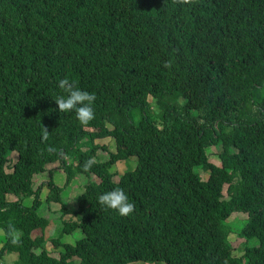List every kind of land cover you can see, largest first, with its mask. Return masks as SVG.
<instances>
[{
  "label": "trees",
  "instance_id": "trees-1",
  "mask_svg": "<svg viewBox=\"0 0 264 264\" xmlns=\"http://www.w3.org/2000/svg\"><path fill=\"white\" fill-rule=\"evenodd\" d=\"M64 77L95 93L88 125L59 112ZM107 135L114 150L93 143ZM53 162L65 183L86 177L73 209L51 176L34 184ZM43 187L60 203L55 253L37 210ZM117 187L130 216L98 202ZM235 210L246 213L239 255L225 220ZM0 226V254L16 251L17 264H264V0H0Z\"/></svg>",
  "mask_w": 264,
  "mask_h": 264
},
{
  "label": "rangeland",
  "instance_id": "rangeland-1",
  "mask_svg": "<svg viewBox=\"0 0 264 264\" xmlns=\"http://www.w3.org/2000/svg\"><path fill=\"white\" fill-rule=\"evenodd\" d=\"M93 143H105L109 146L108 148H110L111 150H114V140L111 136L107 135V136L95 137L93 140ZM89 146H90V143L85 140L82 148H87ZM219 149H220L219 145L211 146L208 149L210 159L217 164H219V159L217 157V153ZM97 152H98V155H100L101 157H104L106 155L101 149H98ZM15 158H16V151L13 150L9 154V160L7 163L10 165ZM135 164H136V156L131 155L125 159H120L116 161L112 165L111 170L117 171V174L115 175L117 176L118 173L123 172L125 169L129 167L131 168L134 167ZM195 170L198 171L203 178L207 174V171L202 170L200 166H196ZM49 176L52 177V179L54 180L56 184L63 185L62 190H61V196H62L61 198L66 206L73 209L76 205L75 196L84 188L83 185L86 179L85 175L76 174L75 177H73L68 183H65L66 174L64 170L60 168L59 166H57L56 162H53L49 164L47 166V169H45L44 171L34 174V180H35L34 184L36 185L40 180H45L49 178ZM47 193H48L47 188L43 187L40 193L41 204L37 210L41 214L49 218V223L44 229V235L46 239L45 245L49 252L55 253L59 247H54V244L52 240H50V237L52 236L55 237L60 234V229L62 226V220L59 216L60 215V210H59L60 203L56 201H50L49 203L46 202L45 196L47 195ZM7 197L9 199H15V195L12 193H7ZM32 198L33 196L32 194H30L27 196H23L21 199L24 204L29 205L32 202ZM70 217H71V213H67L64 215V218H70ZM245 217H246V213L235 210L225 219L227 225H229V228H230L228 238L231 243V246L233 247L232 249L233 254L235 255H239L242 252L241 246H242L243 238L239 236L236 231L241 226ZM80 235H81L80 231H72L69 234L62 233V236L60 239L62 241L73 242L74 239ZM4 236H5L4 229L0 226V248L3 244ZM17 259H18L17 252L13 250L4 251L0 254V264H17ZM127 264H165V261L159 260V261L149 262V261L138 259V260L130 261Z\"/></svg>",
  "mask_w": 264,
  "mask_h": 264
},
{
  "label": "clouds",
  "instance_id": "clouds-1",
  "mask_svg": "<svg viewBox=\"0 0 264 264\" xmlns=\"http://www.w3.org/2000/svg\"><path fill=\"white\" fill-rule=\"evenodd\" d=\"M197 2L198 0H173V3L188 6H192ZM165 67H170V63H165ZM58 87L63 91V93L66 94L59 95L55 98L59 112L71 113L74 111L76 118L81 123V125H88L92 120L95 119V93L80 89L77 86V82L70 80L68 77L60 79L58 81ZM48 138L49 130L44 126L42 128L41 135L42 142H46ZM46 150L50 154L56 151V149L52 146H47ZM95 163L96 161L92 158L86 160L83 164L84 171H89L95 165ZM98 202L108 209L117 211L121 216H130L135 211V204L130 202L128 195L122 188L119 187L100 194L98 197ZM10 231L15 232L16 234L13 243H19V238L22 233L11 226Z\"/></svg>",
  "mask_w": 264,
  "mask_h": 264
}]
</instances>
